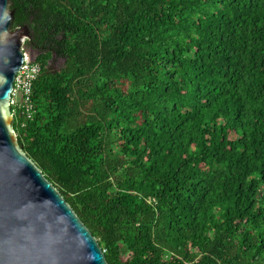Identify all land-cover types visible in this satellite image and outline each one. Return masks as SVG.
I'll return each instance as SVG.
<instances>
[{"label":"trees","instance_id":"16d2710c","mask_svg":"<svg viewBox=\"0 0 264 264\" xmlns=\"http://www.w3.org/2000/svg\"><path fill=\"white\" fill-rule=\"evenodd\" d=\"M10 10L41 66L18 145L108 264H264V0Z\"/></svg>","mask_w":264,"mask_h":264},{"label":"water","instance_id":"95a60500","mask_svg":"<svg viewBox=\"0 0 264 264\" xmlns=\"http://www.w3.org/2000/svg\"><path fill=\"white\" fill-rule=\"evenodd\" d=\"M0 0V264H108L97 239L20 149L11 93L31 38Z\"/></svg>","mask_w":264,"mask_h":264},{"label":"built area","instance_id":"2783aa9c","mask_svg":"<svg viewBox=\"0 0 264 264\" xmlns=\"http://www.w3.org/2000/svg\"><path fill=\"white\" fill-rule=\"evenodd\" d=\"M40 72L41 66L39 62L25 53L24 63L15 77L10 104L11 107L22 109L28 119L32 118L34 113L35 106L32 101L33 83Z\"/></svg>","mask_w":264,"mask_h":264},{"label":"rangeland","instance_id":"374dc122","mask_svg":"<svg viewBox=\"0 0 264 264\" xmlns=\"http://www.w3.org/2000/svg\"><path fill=\"white\" fill-rule=\"evenodd\" d=\"M24 47H25V50L32 51L30 48L26 47L25 45H24ZM32 53L37 54L36 52H33V51H32ZM51 66L53 69L58 70L63 66V61L62 60H55L54 62H51Z\"/></svg>","mask_w":264,"mask_h":264}]
</instances>
